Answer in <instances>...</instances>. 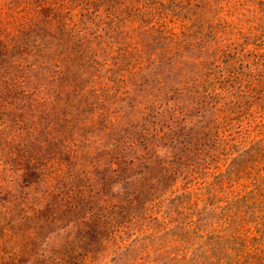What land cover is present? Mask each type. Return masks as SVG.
<instances>
[{"label": "rangeland", "instance_id": "374dc122", "mask_svg": "<svg viewBox=\"0 0 264 264\" xmlns=\"http://www.w3.org/2000/svg\"><path fill=\"white\" fill-rule=\"evenodd\" d=\"M56 1L0 0L16 29L71 21L83 56L68 63L88 73L78 91L45 60L0 67V264H173L179 251L187 264H264V0ZM126 183L131 197L148 188L139 211L155 220L122 228V247L93 232ZM163 222L169 233L137 238Z\"/></svg>", "mask_w": 264, "mask_h": 264}, {"label": "trees", "instance_id": "16d2710c", "mask_svg": "<svg viewBox=\"0 0 264 264\" xmlns=\"http://www.w3.org/2000/svg\"><path fill=\"white\" fill-rule=\"evenodd\" d=\"M190 1V0H189ZM70 3V1L67 0H61V1H56L54 4H52V8H56L57 10L62 9L64 10L65 6ZM2 6V3L0 2V7ZM79 7L81 6L78 5ZM82 16V15H80ZM44 20V19H43ZM27 21V20H26ZM43 22H45L43 26V31L34 32L33 30L28 32L27 30L23 29H16L15 26H12L9 24V26L6 24L7 20L3 18L2 12L0 13V67L1 68H6L7 75L8 74H14L17 75L18 72L26 69L29 65H33L32 60L33 59H39L41 62L45 60L46 64L52 67L55 72H56V81H60L62 83V86H65L64 88H68L69 85V80H75L77 86L74 88L75 90L80 89L79 83L80 80L87 75L88 73L85 71V65H76L71 69L70 64L68 63L69 60L73 59L74 57L78 56H83V55H78V49L76 48V41L74 39V34L77 32V28L72 29L70 27L71 21H66L64 22L63 17L55 16V17H47ZM30 34L29 37H26ZM34 41H33V40ZM50 41V42H48ZM50 56V60L46 59ZM66 59L67 61L64 62L63 60ZM139 67L141 68V63H139ZM76 71V72H74ZM66 77L68 79H66ZM17 81L21 80L22 85L24 84L25 78L21 74L18 77L15 78ZM73 85V83H72ZM156 106L157 104L154 103ZM138 106L141 108L143 105L138 103ZM145 110L146 108L143 107ZM146 111V110H145ZM157 130V128H156ZM34 162L28 163L29 166H32ZM26 169L24 168L22 172H24ZM135 185L134 183H132ZM127 183L125 184L124 191L125 195H127V199L125 201L115 205L109 202L108 204L105 203L104 205V210L101 211L100 214H98L97 223L96 224L95 230L93 233L99 234V231H108L110 233L111 238L117 239V241L120 240V246H123L121 242V238L123 236L124 231H122V228L125 229H131L132 224H136L140 218H146V221H151L155 220L152 219V217L149 215V213H144L141 215L140 213V206L142 201H144V196L146 194V191H148L147 187L138 185L136 188V193L134 196H130L129 193L127 192ZM58 196L57 198L55 197L54 199L56 200L54 204L49 205V209H51L53 213L59 214V218L63 217L64 213L62 211L67 209V205H58L61 202H65L66 204H69V198L70 195L68 193H60L56 194ZM53 198L51 199L50 203L54 200ZM20 202H23L21 200ZM73 210H79L80 208L77 205L71 206ZM149 207V206H148ZM56 208V209H55ZM55 209V210H54ZM148 210V208H147ZM7 212V219L9 215V210L6 208V206H0V213L1 212ZM148 212V211H147ZM128 213V214H127ZM130 213V214H129ZM28 216H25L23 220H25ZM165 220H168V218L165 216ZM49 219H51L49 217ZM53 219V218H52ZM88 220V223H94L95 219L94 217L88 216L86 218ZM2 222L0 221V224ZM123 223L126 224L123 226ZM186 226H191L193 227L192 223H186L184 227ZM16 227V226H14ZM190 227V228H191ZM172 230L167 224L163 222V227L161 230L156 232V229L153 227H150L148 225L142 227L140 231H136L135 234H137V238H159L162 235L169 233V231ZM121 231V233H120ZM120 233L118 235L117 233ZM34 232L32 230V236ZM174 236V235H172ZM30 237V236H29ZM1 242V239H0ZM172 244H177V240H171V243H167V248L169 250L170 246ZM204 243H197L194 250L197 247L203 246ZM139 245H137L136 249L138 248ZM160 248H158L157 252L158 254L163 253L164 249L162 248V245H159ZM121 248V247H120ZM152 246L148 245L145 247L142 256L147 257L148 255L151 254ZM214 246L209 245L205 246L204 248H200L204 251V253H200V256L210 258V255L212 254V249ZM81 250V248L79 247ZM120 250H125V248H121ZM189 253L179 251V253L176 254H168V260L169 262L172 261L173 264H181L188 262L189 258L187 259ZM192 255V254H191ZM184 258H186L184 261H182ZM92 257H85L82 259L83 262H88L91 261ZM213 262V261H211ZM18 261L15 258L7 259L6 261L2 262L1 264H17ZM136 264V262L134 263ZM151 264L153 262L151 261ZM199 264H206L203 261H200ZM218 264H221L220 262Z\"/></svg>", "mask_w": 264, "mask_h": 264}]
</instances>
